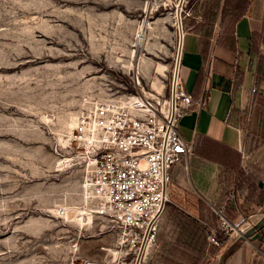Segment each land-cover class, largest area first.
Returning a JSON list of instances; mask_svg holds the SVG:
<instances>
[{"label": "rangeland", "instance_id": "1", "mask_svg": "<svg viewBox=\"0 0 264 264\" xmlns=\"http://www.w3.org/2000/svg\"><path fill=\"white\" fill-rule=\"evenodd\" d=\"M177 1L0 0V264H112L125 249L93 211L84 221L56 216L60 206L92 208L82 171L57 164L88 97L168 94ZM143 21L155 24L150 51L138 49ZM233 232L226 240L241 238Z\"/></svg>", "mask_w": 264, "mask_h": 264}, {"label": "crops", "instance_id": "2", "mask_svg": "<svg viewBox=\"0 0 264 264\" xmlns=\"http://www.w3.org/2000/svg\"><path fill=\"white\" fill-rule=\"evenodd\" d=\"M223 1L217 10L213 0L198 2L195 21L185 19L177 80L200 104L178 130L193 152L169 169V201L146 264H194L219 225L216 210L229 222L250 216L241 230L251 231L226 240L206 264H264V225L254 228L264 217V0H226L222 14Z\"/></svg>", "mask_w": 264, "mask_h": 264}, {"label": "built area", "instance_id": "3", "mask_svg": "<svg viewBox=\"0 0 264 264\" xmlns=\"http://www.w3.org/2000/svg\"><path fill=\"white\" fill-rule=\"evenodd\" d=\"M202 1L184 0L181 21ZM190 2L191 7L186 8ZM131 80L136 89L141 85L138 72L132 74ZM170 87L171 82L167 95L162 89L152 88L149 92L142 89L112 98L88 97L80 106L69 135L70 163L83 173L82 184L89 191L90 209L114 225L116 247H125L121 249L125 253L118 252L112 264H135L141 247L138 264H146L169 201V169L178 162L187 164L193 152L192 142H187L178 130V121L200 103L177 80L172 109ZM81 209L60 206L56 216L67 219L80 215L76 211ZM216 214L219 225L207 239L217 247L222 245L218 233L226 238L230 230L240 229L250 219L241 216L229 222L221 211L216 210ZM244 233L245 230L236 236L243 237Z\"/></svg>", "mask_w": 264, "mask_h": 264}, {"label": "bare ground", "instance_id": "4", "mask_svg": "<svg viewBox=\"0 0 264 264\" xmlns=\"http://www.w3.org/2000/svg\"><path fill=\"white\" fill-rule=\"evenodd\" d=\"M174 24H175V11H174ZM154 32H155V24L152 25L151 23L147 22V21H143V24L141 25V29L139 30V32L137 33V38H138V49L140 48H144L145 50L147 51H150V47H149V44L151 42V37L154 35ZM140 52L139 50L137 51V53ZM146 59V58H145ZM144 59V56L142 54H140V58H138V60L140 62L138 63H144L146 60ZM162 73V71H161ZM160 73V75H162ZM158 78V77H157ZM157 80V79H156ZM156 82V81H155ZM153 84V83H152ZM76 122L74 123V126H75ZM74 128V127H73ZM72 131V130H71ZM71 133V132H70ZM65 135V134H64ZM69 135L68 134V137L66 139V142L67 143V147H66V153L68 155H70V152H71V149H70V146H69ZM63 141V140H62ZM70 158H67V157H64V158H61V160H58V164H57V169L56 171H62L63 170V167L62 166H70ZM81 187L83 188V194H84V199L86 200V204H88L89 200H90V197H89V191L88 189H84V186L83 184H81ZM81 190V191H82ZM85 202V201H84ZM78 212V214L80 215H76L75 219L76 220H85L86 218L89 219L90 216H91V212L89 209L85 208V207H82V209L80 211H76ZM82 212H84L85 216L82 217ZM80 216V217H79ZM70 218V217H69ZM73 218V217H72ZM243 232L240 229H234V232L233 234L234 235H237L239 233ZM122 253H125L123 252V250H121ZM120 252V251H119Z\"/></svg>", "mask_w": 264, "mask_h": 264}, {"label": "water", "instance_id": "5", "mask_svg": "<svg viewBox=\"0 0 264 264\" xmlns=\"http://www.w3.org/2000/svg\"><path fill=\"white\" fill-rule=\"evenodd\" d=\"M183 1L184 0H178L176 4V8H175V24H176L178 42H177V49H176V54H175L174 67H173L172 79H171V87H170V99H171L172 109L174 106L175 85H176L177 78H178V69H179L182 42H183V29H182L181 15H180V9L182 7ZM263 225H264V217L255 224L254 228H261ZM250 231L251 229L245 232L243 237L247 239L249 237ZM141 251H142V247L137 255L135 264H138Z\"/></svg>", "mask_w": 264, "mask_h": 264}, {"label": "trees", "instance_id": "6", "mask_svg": "<svg viewBox=\"0 0 264 264\" xmlns=\"http://www.w3.org/2000/svg\"><path fill=\"white\" fill-rule=\"evenodd\" d=\"M218 1H219V0H213V2H214V6H213L214 9H213V10H217V8H218ZM205 2H206V0H203V1H202V3H201V8H203V7L206 6V3H205ZM225 3H226V0L223 1V6H222V9H221L222 14H223L224 9H225ZM211 8H212V6L210 7V10H211ZM210 10H209V11H210ZM209 11H208V12H209ZM238 15H239V14H238ZM185 19H186V18H185ZM185 19H183V21H182V29H183V31H185ZM248 135H249V134H248ZM260 142H261V141H260ZM166 208H167V204H166V206H165V208H164V210H163V213L165 212ZM217 208H218V207H217ZM213 214H214V216L216 217V219H218L217 214H215L214 212H213ZM179 216H180V215H179ZM180 217H181V216H180ZM190 218L192 219L193 217L190 216ZM191 222H194L195 227H196L197 229H199L200 231H202L203 234L205 233V230H203L204 228H202V225L200 224V222H199L198 220H196V219L194 218V220H191ZM158 228H159V227H158ZM157 236H158V234H157ZM217 236H218V238H219L221 244L225 243L226 238H224L223 234L218 233ZM207 240H208V239H207ZM208 243H209V241H208ZM217 251H218V247L215 246V245H213V244H211V243H209V247H208L207 250L204 251L203 248L200 250V252H199V254H198L197 258H196V261H194V264H206L207 260H208L211 256H213L215 253H217Z\"/></svg>", "mask_w": 264, "mask_h": 264}]
</instances>
